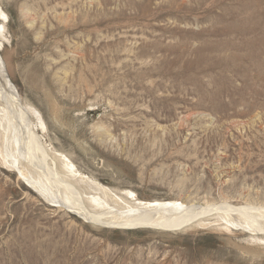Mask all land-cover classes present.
I'll use <instances>...</instances> for the list:
<instances>
[{
    "label": "rangeland",
    "instance_id": "1",
    "mask_svg": "<svg viewBox=\"0 0 264 264\" xmlns=\"http://www.w3.org/2000/svg\"><path fill=\"white\" fill-rule=\"evenodd\" d=\"M0 9L7 77L40 112L48 152L145 202L258 209L233 233L104 227L52 205L0 159V264H264L250 241L264 235V0Z\"/></svg>",
    "mask_w": 264,
    "mask_h": 264
},
{
    "label": "bare ground",
    "instance_id": "2",
    "mask_svg": "<svg viewBox=\"0 0 264 264\" xmlns=\"http://www.w3.org/2000/svg\"><path fill=\"white\" fill-rule=\"evenodd\" d=\"M6 16L7 13L0 9V46L4 45L3 39L8 40L4 24ZM13 85L6 74L4 57L0 54V159L52 205L60 204L71 213L104 227L185 230L217 226L220 230L233 233L242 230L245 224L250 229L254 226L250 216L258 209L251 211L252 208L243 206L219 207L211 204L185 205L166 200L145 202L135 198L134 192L115 190L86 177L68 159V155L56 150L48 152L49 149L40 142L35 130L38 125L42 127L41 114L31 104L26 107L22 105ZM32 116L35 122L38 120L37 125L31 121ZM236 213L240 215V220L231 216ZM262 225L256 227L264 232ZM259 234L253 229L250 241L264 245V235Z\"/></svg>",
    "mask_w": 264,
    "mask_h": 264
}]
</instances>
